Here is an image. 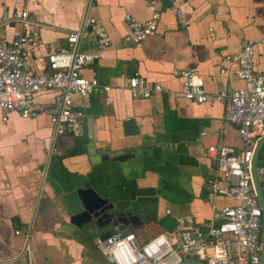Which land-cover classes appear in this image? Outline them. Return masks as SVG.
I'll list each match as a JSON object with an SVG mask.
<instances>
[{"label":"crops","instance_id":"1","mask_svg":"<svg viewBox=\"0 0 264 264\" xmlns=\"http://www.w3.org/2000/svg\"><path fill=\"white\" fill-rule=\"evenodd\" d=\"M84 3L0 0V15L26 11L40 25L41 42L25 58L31 71L47 72L45 44L67 47ZM153 11L160 14L156 33L137 45L124 43L125 16L145 22ZM90 15L104 27L111 46L99 52L92 36L83 39L81 52L98 58L81 74L110 89L74 97L73 107L83 118L78 131L59 138L61 155L48 158L52 124L45 114L24 119L11 112L2 121L0 113V262L17 256L30 233L33 264H109L93 240L115 228H100L94 220L80 228L71 223L84 211L81 189H93L117 213L138 216L140 226L128 231L136 236L134 228L142 226L144 239L157 234L172 239L183 217L194 219V231L206 233L219 209L237 204L204 189L219 177L216 151L241 150L236 126L224 120L222 104L186 100L180 73H198L209 94L242 88L237 65L225 57L237 53L243 40L258 44L255 72L264 71V0H96ZM22 32V26H5L0 40ZM135 75L159 83L162 92L133 99L128 80ZM54 96L43 92L36 101L49 105ZM127 119L135 120L138 134L125 135ZM123 155L131 157L111 160Z\"/></svg>","mask_w":264,"mask_h":264},{"label":"built area","instance_id":"2","mask_svg":"<svg viewBox=\"0 0 264 264\" xmlns=\"http://www.w3.org/2000/svg\"><path fill=\"white\" fill-rule=\"evenodd\" d=\"M96 0H85L84 13L77 30L66 38L67 47L47 50V72L35 73L25 63L29 48L40 44V25L29 18L26 11H3L0 29L8 25L22 26L24 32L16 34L10 41L0 40V113L2 121L7 115L17 112L24 119H33L45 114L52 124L48 158L59 156V138L78 131L83 112L73 107L76 96L86 97L101 87L96 78H85L82 71L97 60L96 55L81 52L83 39L92 36L97 51L111 46L107 33L99 20L90 15ZM173 1V0H166ZM176 15L182 17L181 9ZM160 14L153 11L145 22H139L127 14V34L124 43L137 45L157 30ZM257 43L243 40L237 53L227 55L226 62L236 64L242 88L228 93L220 91L209 94L203 78L192 70L180 73L182 95L197 104L224 106V120L236 126L242 143L239 151L222 147L216 151L218 179L209 180L204 189L211 195H221L236 201L234 206H225L213 216L206 233L194 231L195 221L191 217L177 220L178 232L169 239L159 234L138 248L133 233L111 235L107 239L96 237L93 244L109 264H176L196 260L204 264H260L262 250V211L257 200L251 175V165L258 143L264 139V71L255 72V50ZM221 70V73H224ZM128 90L135 100L148 99L162 92L159 83L148 84L137 75L128 80ZM43 92H54L49 105L36 101ZM263 148V147H262ZM262 151V149H261ZM261 153V152H260ZM260 156V155H259ZM257 178L264 195V160L256 167ZM18 235L19 232L17 231ZM25 259L24 263L21 261ZM0 264H33L31 234H24L22 251Z\"/></svg>","mask_w":264,"mask_h":264},{"label":"water","instance_id":"3","mask_svg":"<svg viewBox=\"0 0 264 264\" xmlns=\"http://www.w3.org/2000/svg\"><path fill=\"white\" fill-rule=\"evenodd\" d=\"M124 133L127 136L138 134V129L135 125L134 119H127L123 122ZM264 146V139H262L255 150L252 165H251V175L253 184L257 194V200L262 211V250H261V259L260 264H264V195L261 190L257 174L256 167L259 160V155L262 147ZM129 157L128 155H123L120 157H114L111 159L113 162H124ZM107 160L108 157L106 156ZM78 195L81 198L84 211L78 215H75L71 218V223L77 227H82L85 224H88L92 220L98 223L100 228L106 226H111L115 228L114 231L108 232L102 236V239H107L113 234L119 233L121 226L127 227L123 232H129L133 227L140 226L141 220L138 216H133L130 213H117L115 211V206L108 202V200L101 198L93 189H81L78 191ZM121 224V226H118ZM131 224L130 226H128ZM121 232V233H123ZM176 264H204L196 260L181 261Z\"/></svg>","mask_w":264,"mask_h":264},{"label":"trees","instance_id":"4","mask_svg":"<svg viewBox=\"0 0 264 264\" xmlns=\"http://www.w3.org/2000/svg\"><path fill=\"white\" fill-rule=\"evenodd\" d=\"M261 156V155H260ZM259 156V157H260ZM135 231H137L136 232V236H139L140 237V239H144V238H146V236H145V230H144V227H137V228H134V231L133 232H135ZM134 234V233H133ZM159 234H157V235H154V237H150V239H144L143 241H141V243H138V240H137V238H136V236L134 235V237H135V239H136V243H137V246H138V248H141L143 245H145L146 243H148L150 240H152L153 238H155L156 236H158Z\"/></svg>","mask_w":264,"mask_h":264},{"label":"rangeland","instance_id":"5","mask_svg":"<svg viewBox=\"0 0 264 264\" xmlns=\"http://www.w3.org/2000/svg\"><path fill=\"white\" fill-rule=\"evenodd\" d=\"M260 157H259V160H258V164H260L263 160H264V146L262 148V151L260 153ZM108 226L104 227V228H107Z\"/></svg>","mask_w":264,"mask_h":264},{"label":"flooded vegetation","instance_id":"6","mask_svg":"<svg viewBox=\"0 0 264 264\" xmlns=\"http://www.w3.org/2000/svg\"><path fill=\"white\" fill-rule=\"evenodd\" d=\"M130 225H131V224H129L128 226H130ZM118 226H121V224H118ZM126 228H127V227H125V226H121L120 230H121V231H124Z\"/></svg>","mask_w":264,"mask_h":264}]
</instances>
